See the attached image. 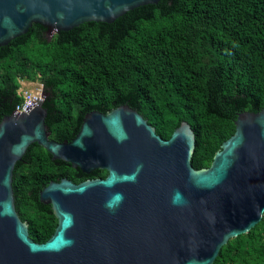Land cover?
<instances>
[{
	"label": "water",
	"instance_id": "95a60500",
	"mask_svg": "<svg viewBox=\"0 0 264 264\" xmlns=\"http://www.w3.org/2000/svg\"><path fill=\"white\" fill-rule=\"evenodd\" d=\"M158 1L0 0V46L33 23L48 27L51 37L85 22L111 23ZM46 115L42 100L29 112L19 113L15 106L0 121L3 264H212L229 239L262 219L264 108L239 113L234 133L203 168L191 163L196 139L187 121L164 139L124 104L108 113L88 112L76 136L58 142L49 137ZM33 143L85 173L107 171L104 178L77 184L51 181L39 192V201L57 218L44 242L30 238L13 196L15 164ZM138 165L143 167L132 182L127 177ZM115 193L124 199L109 211L105 204Z\"/></svg>",
	"mask_w": 264,
	"mask_h": 264
},
{
	"label": "trees",
	"instance_id": "16d2710c",
	"mask_svg": "<svg viewBox=\"0 0 264 264\" xmlns=\"http://www.w3.org/2000/svg\"><path fill=\"white\" fill-rule=\"evenodd\" d=\"M48 33L33 23L0 46V121L21 101L19 81L38 75L51 139L69 142L85 114L126 104L166 139L187 121L196 139L191 163L203 168L234 133L239 113L264 108V0H159L111 23ZM80 174L37 143L15 164L16 209L35 242L57 225L39 192L51 181L84 179ZM212 264H264V214Z\"/></svg>",
	"mask_w": 264,
	"mask_h": 264
},
{
	"label": "built area",
	"instance_id": "2783aa9c",
	"mask_svg": "<svg viewBox=\"0 0 264 264\" xmlns=\"http://www.w3.org/2000/svg\"><path fill=\"white\" fill-rule=\"evenodd\" d=\"M19 83L18 95L21 97V101L16 105V111L19 113L29 112L38 105L39 101L44 100V97H42L43 85L29 89L23 87L24 83L22 81H19Z\"/></svg>",
	"mask_w": 264,
	"mask_h": 264
},
{
	"label": "clouds",
	"instance_id": "9594fccd",
	"mask_svg": "<svg viewBox=\"0 0 264 264\" xmlns=\"http://www.w3.org/2000/svg\"><path fill=\"white\" fill-rule=\"evenodd\" d=\"M143 167V165L137 166L136 173L132 174L131 176L127 177L130 181L134 182L136 179V175L138 174L139 170ZM123 194L122 193H115L111 196V198L106 202L105 207L109 211H115V209L119 206L120 203L123 202ZM179 201V194L174 198L173 203H177ZM67 243L70 245L72 241H67Z\"/></svg>",
	"mask_w": 264,
	"mask_h": 264
},
{
	"label": "flooded vegetation",
	"instance_id": "af4514ba",
	"mask_svg": "<svg viewBox=\"0 0 264 264\" xmlns=\"http://www.w3.org/2000/svg\"><path fill=\"white\" fill-rule=\"evenodd\" d=\"M157 133V132H156ZM158 134V133H157ZM159 135V134H158ZM161 136V135H160ZM162 137V136H161ZM163 138V137H162ZM164 139H166V138H164ZM75 169V168H74ZM97 170H104V169H99V168H97V169H94V170H91L89 173H85V172H83V171H81V174H80V176L82 177V176H85V178L84 179H81V180H78V181H72V180H70V179H68V180H70V181H72L73 183H79V182H81V181H83V180H86V179H93V178H104V177H95V176H93V177H91V176H89V174H93L94 172H96ZM106 171V170H105ZM87 176V177H86ZM13 187V186H12ZM13 196H14V192H13ZM14 204H15V197H14ZM15 209H16V205H15ZM16 211H17V209H16ZM17 214H18V216H19V218L22 220V221H24V219L21 217V215L17 212ZM26 223H27V219H26V221H25ZM27 225L29 226V224L27 223ZM0 246H2V245H0ZM2 249L3 248H0V264H3V259H2V257H4V254H2Z\"/></svg>",
	"mask_w": 264,
	"mask_h": 264
},
{
	"label": "rangeland",
	"instance_id": "374dc122",
	"mask_svg": "<svg viewBox=\"0 0 264 264\" xmlns=\"http://www.w3.org/2000/svg\"><path fill=\"white\" fill-rule=\"evenodd\" d=\"M24 84L23 87L25 88H29V89H33L36 88L37 86H40L42 83L40 82V78L37 76H35V79L33 81L31 80H21Z\"/></svg>",
	"mask_w": 264,
	"mask_h": 264
}]
</instances>
